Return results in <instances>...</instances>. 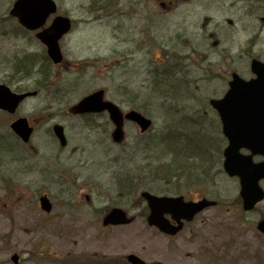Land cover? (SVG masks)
I'll return each mask as SVG.
<instances>
[{
    "label": "rangeland",
    "instance_id": "374dc122",
    "mask_svg": "<svg viewBox=\"0 0 264 264\" xmlns=\"http://www.w3.org/2000/svg\"><path fill=\"white\" fill-rule=\"evenodd\" d=\"M251 1L120 0L124 27L138 20L131 18L135 3L142 16L153 18L157 45L150 69L153 72L156 62L175 64L171 75L189 87L185 90L183 85L169 82L166 89L176 101L157 96L154 82L143 72L146 55L141 58L142 54L129 53L135 49L130 44L116 45L112 31L116 23L106 19L107 11L89 14V0H56L59 13L68 15L74 26L60 41L65 62L52 68L48 86L23 101L13 115L0 111V249L10 237L23 239L26 258L39 264L50 263L49 256L62 253L107 254L104 264H123L122 255L129 252L147 262L165 264H264V238L255 228L264 202L249 214L232 204L208 208L177 235L165 236L146 225L138 186L160 194L174 191L187 199L201 195L215 198L223 189L227 199L234 200L237 189L233 183L210 164L196 187L191 186L190 177H184L185 172L172 180L174 185L164 184L143 168L136 171L149 161L156 164L171 158L159 155L156 159L152 152H137L147 134L141 137L135 124L124 123L123 142L116 144L109 135L111 124L104 123L108 121L106 113L93 121L69 113L81 96L103 88L105 98L123 111L136 108L153 120L149 135H159L170 125L164 119L177 117L175 112L193 115L199 110L207 116L203 126L215 133V124L209 125L210 120L215 123V112L207 100L220 96L226 88L229 74L224 69L235 67L247 78L248 55H258L264 61V13L255 12L249 6ZM11 2L0 0V82L15 89L33 82L15 68L21 54L40 56L43 49L33 34L15 31L12 21L5 19ZM141 22L137 24L144 26ZM252 37L255 44L247 47ZM219 53L222 65H217ZM187 91L188 99L183 101ZM17 116L27 117L34 126L26 145L5 138H11L8 125ZM55 122L64 126L68 141L64 148L50 132ZM173 128L184 131L180 126ZM188 169L197 168L192 165ZM126 170L134 178L138 176V186L122 194L116 175ZM42 193H47L53 204L48 213L38 208L37 198ZM113 206L134 216L132 223L104 228L101 216Z\"/></svg>",
    "mask_w": 264,
    "mask_h": 264
},
{
    "label": "water",
    "instance_id": "95a60500",
    "mask_svg": "<svg viewBox=\"0 0 264 264\" xmlns=\"http://www.w3.org/2000/svg\"><path fill=\"white\" fill-rule=\"evenodd\" d=\"M56 11L53 0H15L9 13L16 16L19 22L28 29H36L43 25L49 14ZM69 29V20L63 15H56L50 25L36 34L47 46L48 55L54 62L61 60L58 49V38ZM251 71L256 74L255 78L243 80L233 73V78L229 82V89L221 99H211L210 103L219 114L223 133L229 140L228 146L224 149V168L230 174L240 176L244 198V208L248 209L262 198L263 193L257 185L259 178L264 177V161L258 165H253L250 155L245 159L240 157L238 149L247 147L253 153L264 155V63L253 59L251 61ZM35 92H12L8 86L0 84V109L13 113L18 103L28 95ZM102 91L93 92L83 97L73 108L74 112H89L107 109L110 118L115 123L116 128L112 133L114 140L122 137L121 121L122 116L117 107L108 101L102 100ZM125 118L135 121L144 131L151 121L141 116L136 111H129ZM13 131L23 140L27 141L31 133L25 118H18L10 124ZM53 131L59 139L60 145H65V137L61 125L55 124ZM148 202L150 214L147 217L149 224H154L161 230L175 233L180 227L171 226L164 218L163 213L171 212L172 216L179 220L181 217H190L208 202L183 203L181 198H158L148 193L142 194ZM41 206L46 210L50 209L46 198H40ZM129 219L125 218L123 211L112 209L104 218L103 223H125ZM258 228L264 232V220L258 223ZM128 259L132 263L140 262L135 256L130 255Z\"/></svg>",
    "mask_w": 264,
    "mask_h": 264
},
{
    "label": "flooded vegetation",
    "instance_id": "af4514ba",
    "mask_svg": "<svg viewBox=\"0 0 264 264\" xmlns=\"http://www.w3.org/2000/svg\"><path fill=\"white\" fill-rule=\"evenodd\" d=\"M235 182L237 181L235 178H232ZM216 198L219 199L222 203L226 202V193L223 189H219V191L216 193ZM231 202V200H230ZM238 207V206H237ZM11 243H14L13 241ZM25 242L24 241H17L12 246L9 247L8 253L11 254L12 252H17L18 258L14 259V261L11 258H4L2 257L4 253H0V264H35L33 260L27 259L25 254Z\"/></svg>",
    "mask_w": 264,
    "mask_h": 264
},
{
    "label": "trees",
    "instance_id": "16d2710c",
    "mask_svg": "<svg viewBox=\"0 0 264 264\" xmlns=\"http://www.w3.org/2000/svg\"><path fill=\"white\" fill-rule=\"evenodd\" d=\"M110 2V0L108 1V3ZM103 5V4H102ZM262 7V9H264V6L262 5L261 6ZM7 17H5V19H6ZM118 184H119V189H122V190H126V189H129V186H133L134 187V184L132 183V181L131 180H129L126 176L125 177H123L119 182H118Z\"/></svg>",
    "mask_w": 264,
    "mask_h": 264
}]
</instances>
